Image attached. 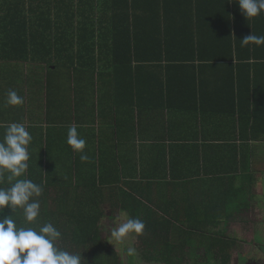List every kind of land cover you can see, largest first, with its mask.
Segmentation results:
<instances>
[{
    "label": "crops",
    "instance_id": "1",
    "mask_svg": "<svg viewBox=\"0 0 264 264\" xmlns=\"http://www.w3.org/2000/svg\"><path fill=\"white\" fill-rule=\"evenodd\" d=\"M168 2L172 12L183 15L182 24L186 25L184 28L182 25L181 41L186 50L190 51L192 44L187 17L191 8L215 15L212 29L216 25L222 36L211 37L213 43L203 38L201 44L207 46L202 49L203 57L185 63L182 71L170 73L171 78L181 77L185 83L183 89H178L183 91V96L175 93L178 105L174 109H178V117L172 122L179 125L175 137L168 134L169 126L165 124L169 112L159 106L164 95L156 87L160 72L153 69V59L143 62L144 54L150 51L153 54L151 40H145L140 46L139 52L143 55L132 64L134 68L143 65L145 69L137 71L133 86L126 90L121 79H113L119 67L114 59L120 60L122 54L120 43L116 57L108 53L107 40H103L105 49H101L93 67L83 65L81 60L74 63L55 60L54 51L47 65L38 61L49 58L47 49L41 41L33 49L30 41H25L19 33L22 27L18 21H0V129L16 122L25 124L29 131L31 127L34 131L41 130L48 138L50 150L68 151L70 176L74 179L76 174L94 176L96 186L104 189L105 201L111 200V193L115 197L120 195L121 190L133 194L139 191L158 206L161 217L164 211L178 213L175 204L186 202L180 205L184 206L179 212L183 219L205 223L209 231L214 229L218 231L215 234H222L226 239H237L244 231L240 222L249 221L252 208L258 209V215H264V46H242L244 37L236 41L235 24L226 25L225 17L217 16L225 14L226 7L228 12H234L232 0ZM150 4L146 8H154L155 1L151 0ZM155 10L151 11L155 13ZM157 11L165 12V5ZM254 20L248 35L252 32L264 36V13ZM137 25L142 28L148 21L139 20ZM157 26L164 28V24ZM84 60L91 63L90 58ZM191 65L195 66L194 71ZM192 81L199 84L197 91L188 85ZM10 90L28 98L21 106L11 107L7 104ZM197 108L201 109L198 118L193 117ZM233 109L238 114L231 117L229 113ZM253 113L257 116L254 121L251 120ZM253 124L261 127L254 136L249 130ZM70 125L78 126V132L87 141V162L75 163L80 156L66 143ZM241 143L251 146L245 159L249 166L240 170L236 179L235 151ZM237 161L241 162V157ZM108 186L112 191L107 190ZM235 191L241 192L239 204L247 205V209L236 213L241 215L236 219V216L228 218L227 213L217 209L220 199ZM160 216L155 214V218ZM218 222L223 223L220 228L213 225ZM238 240L239 248L227 246L226 253L231 255L240 249L242 241ZM202 248L200 242H195L185 250L198 254L205 252ZM215 258L211 262L207 260V264H224Z\"/></svg>",
    "mask_w": 264,
    "mask_h": 264
},
{
    "label": "trees",
    "instance_id": "2",
    "mask_svg": "<svg viewBox=\"0 0 264 264\" xmlns=\"http://www.w3.org/2000/svg\"><path fill=\"white\" fill-rule=\"evenodd\" d=\"M4 1L9 4H0V21H18L19 27H22L19 33L25 41H30L33 49H35V43L41 41L49 57L38 60L41 63L49 65L47 61L53 59L52 52L54 51L55 60H64V62L67 60L72 63L81 60L83 65L93 67L101 49H105L102 44L103 40H107L108 53L116 57L118 56V43H120L122 54L120 60L114 59V63L119 67L113 74V79H121L126 85V90L133 86L137 71L145 69L143 65L134 68L132 64L133 60L139 61L143 55L139 52L140 46L145 44V40H151L150 47L153 54L152 51L144 54L143 62L153 59V69L160 72L156 87L158 86L157 88H160L164 95L159 106L169 112L165 124L169 126L168 134H173L172 137H175L179 129V125L172 122L178 117V109H174L178 105L175 93L177 91L179 96H183V91L178 92V89H183L185 83L181 77L171 78L170 73L182 71L185 63L194 62L196 58L203 57L202 49L207 48L201 44L203 38L208 39L210 43H213L211 37L222 38L216 30V25L212 29L215 15L200 13L199 9L191 8L190 12H187L189 13L187 17L192 44L190 51L186 50L184 46L182 47L181 41L182 25L183 28L186 25L182 24L183 15L172 12L171 4L167 3V0H154V8H146V5H151V0L147 3L145 0H0V3ZM190 3L192 6L193 2ZM164 5L165 12L157 11L162 10ZM26 9H29L28 13ZM231 9L234 10L233 13L228 12L229 9L226 7L225 14L217 16H224L226 25L229 22L232 25L235 24L234 36L238 39L236 41H239L248 35L249 27L255 18L246 20L236 0H232ZM151 10H155V13ZM137 11L143 13H137ZM143 19L148 21L149 26L144 25L139 28L137 21L141 22ZM157 24H164V28ZM228 37L230 36L225 38ZM96 39L99 40L96 41ZM36 51L37 49L34 53ZM85 58H90L91 63L85 62ZM191 66H193L191 70L194 71L195 66ZM188 85H191L194 91H197L199 87V84L196 85L194 81ZM26 98H28L27 95L23 100L26 101ZM200 113L201 109L197 108L193 117H199ZM236 114L238 111L233 109L229 116L234 117ZM256 118L254 114L251 120L254 121ZM157 119L158 117L156 121ZM5 127L0 129V136ZM190 127L192 128L193 125ZM258 128L261 127L256 124L249 126L251 135H256L259 132ZM29 132L33 139L29 147L31 158L28 162L29 168L26 176L43 187V194L39 198L41 214L37 224L53 223L62 233V239L57 242V245L69 251H82L85 264H122L117 252L108 244L110 239L107 242L102 237L101 222L107 211L111 214L124 211L133 218H139L145 224L143 234L137 237L139 241L138 262L136 257H130V264H144V262L146 264H187L189 261L192 262L190 264H207V260L211 262L216 259L215 256L220 258L224 264L231 262V255L226 253L227 246L239 248L238 238L226 239L222 237V234H215L218 231L214 229L213 232L209 231L207 227H204L205 223L183 219L179 212L184 206L181 208L180 205H185L186 202L175 204L178 213L171 214L164 211L162 217L158 213V206L141 195L139 191H134L133 194L121 190V194L116 197L111 193V200L106 204L105 199L102 198L104 189L96 186L94 176L81 177L76 174L77 179L70 176L71 169L67 166L70 155L67 150L52 151L47 143L48 138H45L41 130L34 131L31 127ZM250 147L246 143H241L235 151L236 179L239 171L249 166L245 159L250 153ZM238 157H241V162L237 161ZM80 162V159L75 160L76 164ZM230 165H233V162ZM105 184L107 183H102V185ZM108 189L112 191L110 186ZM240 194L241 192L237 191L233 194L228 192L226 198L220 199L221 205H218L217 209L227 213L228 218H234L240 209H247V205L239 204ZM223 201L229 203L222 204ZM11 214L9 209L3 210V215ZM155 214L160 217L155 218ZM240 216L237 215L235 219ZM14 218L19 225L24 226L20 211H17ZM172 218L177 221H173ZM222 224L218 222L213 225L220 228ZM191 236L200 239L193 240ZM195 242L201 243L204 253H188L185 250L186 246L191 243L195 245ZM216 252L219 254L217 255ZM241 260L242 263L245 262L244 258Z\"/></svg>",
    "mask_w": 264,
    "mask_h": 264
},
{
    "label": "clouds",
    "instance_id": "3",
    "mask_svg": "<svg viewBox=\"0 0 264 264\" xmlns=\"http://www.w3.org/2000/svg\"><path fill=\"white\" fill-rule=\"evenodd\" d=\"M236 3L246 20L264 13V0H236ZM241 44L264 46V36L251 32ZM23 103V97L15 90L8 92L9 106L18 107ZM32 139L25 124L16 122L8 124L0 136V264H85L82 251H69L57 245L62 233L53 223L37 224L43 187L26 176ZM66 143L79 154L81 162L89 160L85 151L87 141L78 132V126H69ZM5 208L12 214L3 215ZM17 211L22 213L24 226L14 218ZM144 229L142 220L120 211L111 217L110 240L121 245L127 256L135 257L136 249L125 245L129 238L142 235Z\"/></svg>",
    "mask_w": 264,
    "mask_h": 264
},
{
    "label": "rangeland",
    "instance_id": "4",
    "mask_svg": "<svg viewBox=\"0 0 264 264\" xmlns=\"http://www.w3.org/2000/svg\"><path fill=\"white\" fill-rule=\"evenodd\" d=\"M105 203L108 204V201H105ZM252 211L253 214L248 217V222H240L244 231L238 239H241L242 243L240 249L231 254L230 264H264V215H258L257 213L260 212L256 208H252ZM111 216V213L107 211L101 222L102 237L107 240V242L110 239ZM231 238L229 237V240H231ZM108 244L117 252L122 264H130V257L126 255L121 245L111 240H109ZM138 245L139 241L137 237L129 238L125 245V247L130 246L136 249L135 257L137 258V262L139 255ZM240 257L244 258L245 262L242 263ZM144 264L146 263L144 262Z\"/></svg>",
    "mask_w": 264,
    "mask_h": 264
}]
</instances>
